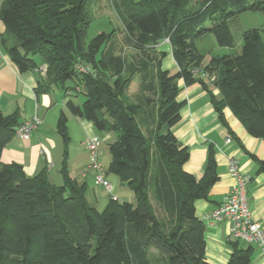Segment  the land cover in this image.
Returning a JSON list of instances; mask_svg holds the SVG:
<instances>
[{"label": "trees", "instance_id": "16d2710c", "mask_svg": "<svg viewBox=\"0 0 264 264\" xmlns=\"http://www.w3.org/2000/svg\"><path fill=\"white\" fill-rule=\"evenodd\" d=\"M93 1L3 0L1 44L20 74L38 70L35 59L46 66L37 96L52 87L64 98L72 91L83 94V103L68 99L65 110L91 123L96 133L117 135L108 145L107 172L129 188L133 202L109 198L97 210L85 183L69 177L66 152L61 185L50 182L45 168L27 176L21 165L0 161V264H209L195 202L207 199L217 166L210 147L200 179L183 170L189 150L172 132L182 108L177 83L199 84L223 126L228 127V108L250 136L264 141L260 31L245 30L236 55L206 56L196 46L210 34L218 47L233 48L229 20L264 13V0H110L125 41L138 51L129 60L114 52L106 33L85 44L92 22L85 7ZM166 40L177 66L173 74L160 69L165 53L153 51ZM79 63L89 71L78 72ZM134 76L140 86L132 101L127 93ZM21 123L18 112H0V158ZM67 123L61 110L56 131L64 148ZM251 157L264 172V161ZM242 243L228 241L227 264L251 263V247Z\"/></svg>", "mask_w": 264, "mask_h": 264}, {"label": "crops", "instance_id": "0c3cea01", "mask_svg": "<svg viewBox=\"0 0 264 264\" xmlns=\"http://www.w3.org/2000/svg\"><path fill=\"white\" fill-rule=\"evenodd\" d=\"M2 1L0 0V3ZM4 36L5 27L0 21V112L4 115L18 112L20 122L37 116L42 120V124L31 133L28 140L14 138L2 150L0 161L3 164L17 163L21 165L27 176H33L45 168L50 182L54 177L53 181L58 183L55 185H61L60 169L63 143L61 138L59 139L56 135L57 132L54 131V128L66 101L62 92L56 87H52L49 91L40 93L38 96L35 94L37 82L42 79V74L38 70L24 74L18 73L1 44V38ZM8 41L11 42L10 38ZM153 49L156 54L165 53V57L160 61L161 71H169L172 74L177 72L169 44L164 41ZM35 61L39 69L42 63L38 59ZM134 79H138V77L134 76ZM203 79L205 78L203 77ZM132 84L127 97H133L131 100L135 101L134 95H137L139 90L130 97ZM177 85L179 88L177 101L182 103V108L179 111V121L172 128V132L180 145L189 150V158L183 165V170L200 179L210 147L214 151V160L217 166L218 180L210 188L207 199L195 202L196 217L205 226V258L209 264H227L231 253L227 244L231 239L230 224L227 221L214 223L205 218L220 205L233 184V179L228 172V163L234 160L238 164L240 173L250 179L246 189L247 204L252 218L264 233V172H259L258 164L251 157L264 161V141L250 136L228 108L223 111L228 127L223 126L210 103L208 94L199 84L185 86L180 80ZM139 86L138 79L137 87ZM55 92L56 94H54ZM212 94L218 97L219 91L213 89ZM66 116L68 124L75 122L84 129L86 133L85 145L88 139L97 136L91 123L74 118L70 114ZM49 125L51 128H48ZM228 137L231 138V142L226 144L225 139ZM86 153L77 152L71 161L67 162L68 175L79 183H85L88 199L94 203L95 207L104 208L110 197L102 187L94 184V173L87 169L90 159ZM101 157H103V152L99 148L98 161ZM49 165H52L51 169L47 168ZM110 175V179L108 176L106 179L112 188L114 187L113 192L118 201L133 202L132 192H122L124 194L121 195L120 186L122 184L116 176ZM248 245L252 250L250 264H264V253L261 248L257 244L242 243L243 247Z\"/></svg>", "mask_w": 264, "mask_h": 264}, {"label": "rangeland", "instance_id": "374dc122", "mask_svg": "<svg viewBox=\"0 0 264 264\" xmlns=\"http://www.w3.org/2000/svg\"><path fill=\"white\" fill-rule=\"evenodd\" d=\"M85 8H86L85 10L92 16V22L86 32V36L84 39L85 44L91 41L99 33H106L109 35L108 44L115 42L114 52L116 54H120L129 60L133 57V55H135L136 52H138L135 49H133V47H131V45L125 41L124 34L121 31L122 30L121 22L111 5L110 0H94L93 2L88 3ZM229 28L232 33L233 39H234L233 48L218 47L213 36L210 34H207L202 39L196 42V46L198 50L203 54L206 53V56L211 53L214 55H218V56L236 55L241 50L242 33L245 30L253 29V28L258 29L260 31L261 40L264 44V13H261V12L244 13V14L234 16L229 20ZM166 43L169 44L168 41H166ZM150 48L152 47H148L146 49L150 50ZM103 50H104V45L101 47V51ZM206 60H207V57H205V62H207ZM211 78H213V76H211ZM132 81H133L132 82L133 84L130 88V93H131L130 97L134 95L136 92H138L139 90V87H137L138 79H134ZM73 85L74 84L72 82H67L65 84V87L72 90ZM59 91L62 92L61 89H59ZM54 94H56V92ZM135 96L136 95H134V97ZM64 99L65 101H67L68 99H72L73 102L77 105L84 102L83 94H76L74 91L71 92L70 98H64ZM63 111L65 112L66 115L69 116V113L65 110V104L63 107ZM56 123H57V120H56ZM70 123L71 124L67 123L68 143L66 145V148L62 146V152L63 153L66 152V162L68 161L70 162L71 158H73V156L76 155L77 152L78 153L87 152L86 154L89 156L88 151L86 149V145L84 144L85 138H86L85 136L86 133L84 129H82V127H80L75 122H70ZM48 128H51L50 125ZM55 130H56V127L54 128V131ZM96 134L101 139V145L99 148L103 152V157L99 158V162L105 171V176H108L110 179L111 175L107 172L108 161H110L108 145L112 143L113 141H115L117 135L113 133L111 134L96 133ZM56 135L60 139V136L58 134ZM51 180L53 184H58V183H55L56 181L55 182L53 181L55 180L54 177H52ZM120 189H121L120 190L121 195L124 194L122 192H126V191H127L126 193L131 192L129 188H127L125 185L124 186L121 185ZM121 195H118V196H121ZM96 208L99 211H102L103 209L101 207H96Z\"/></svg>", "mask_w": 264, "mask_h": 264}, {"label": "built area", "instance_id": "2783aa9c", "mask_svg": "<svg viewBox=\"0 0 264 264\" xmlns=\"http://www.w3.org/2000/svg\"><path fill=\"white\" fill-rule=\"evenodd\" d=\"M75 67L78 72L89 71L87 66L80 63ZM45 69L46 66L43 65L38 71L44 75ZM41 124L42 120L37 116L23 121L16 128L15 137L24 141L28 140L31 133ZM230 142V137L225 139L226 144ZM100 145L101 139L97 136H93L87 140L86 149L90 159L87 169L94 173V184L102 187L108 193L110 199L118 200L113 192L111 184L106 179L104 169L98 161ZM47 168L51 169L52 165H49ZM228 172L233 179V184L225 194L220 205L205 219L214 223L227 221L230 224L229 234L231 238L246 244H257L264 253V233L260 229L258 223L252 218L247 204L246 189L250 179L240 173L238 164L234 160L228 163Z\"/></svg>", "mask_w": 264, "mask_h": 264}, {"label": "water", "instance_id": "95a60500", "mask_svg": "<svg viewBox=\"0 0 264 264\" xmlns=\"http://www.w3.org/2000/svg\"><path fill=\"white\" fill-rule=\"evenodd\" d=\"M120 105H123L122 103H120Z\"/></svg>", "mask_w": 264, "mask_h": 264}]
</instances>
